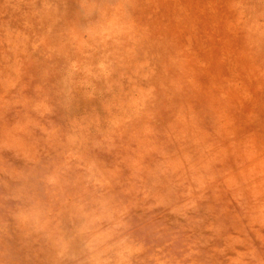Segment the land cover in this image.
<instances>
[{
    "label": "rangeland",
    "instance_id": "1",
    "mask_svg": "<svg viewBox=\"0 0 264 264\" xmlns=\"http://www.w3.org/2000/svg\"><path fill=\"white\" fill-rule=\"evenodd\" d=\"M0 264H264V0H0Z\"/></svg>",
    "mask_w": 264,
    "mask_h": 264
}]
</instances>
